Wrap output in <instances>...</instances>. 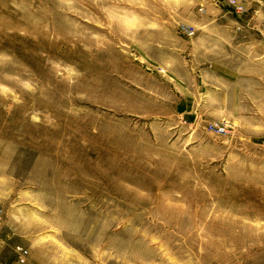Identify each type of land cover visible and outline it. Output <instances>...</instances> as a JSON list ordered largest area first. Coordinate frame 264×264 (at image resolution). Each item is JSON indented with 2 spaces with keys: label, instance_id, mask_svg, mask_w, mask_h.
Returning a JSON list of instances; mask_svg holds the SVG:
<instances>
[{
  "label": "rangeland",
  "instance_id": "rangeland-1",
  "mask_svg": "<svg viewBox=\"0 0 264 264\" xmlns=\"http://www.w3.org/2000/svg\"><path fill=\"white\" fill-rule=\"evenodd\" d=\"M235 1L0 0V264H264V0Z\"/></svg>",
  "mask_w": 264,
  "mask_h": 264
},
{
  "label": "built area",
  "instance_id": "built-area-1",
  "mask_svg": "<svg viewBox=\"0 0 264 264\" xmlns=\"http://www.w3.org/2000/svg\"><path fill=\"white\" fill-rule=\"evenodd\" d=\"M231 2L234 4V8H235L236 12L242 11L243 6L241 4H239L235 0H231ZM181 31L187 35H191L193 33L192 28L188 25H181ZM210 127L212 129H214L217 133H222L225 131V128L222 125V123L214 122V123L210 124ZM20 251H21L22 255H25L27 253L26 250L20 249ZM22 257H24V256H22ZM20 260L23 261V258H20Z\"/></svg>",
  "mask_w": 264,
  "mask_h": 264
}]
</instances>
